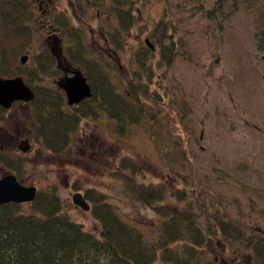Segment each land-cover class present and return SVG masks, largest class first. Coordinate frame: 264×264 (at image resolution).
<instances>
[{"label":"rangeland","instance_id":"1","mask_svg":"<svg viewBox=\"0 0 264 264\" xmlns=\"http://www.w3.org/2000/svg\"><path fill=\"white\" fill-rule=\"evenodd\" d=\"M168 2L136 3L135 25L117 32V19L110 16L113 10L109 1L65 0L64 5L70 28L84 31L88 54L108 65L110 78L122 88L133 52L145 45V38L153 41L148 34L154 29L157 31L153 34L160 38L172 34L168 27L165 33L159 30L165 21L174 18L170 8L174 0ZM253 16L244 10L234 14L226 33L230 41H225L222 49L208 44L192 23L185 24L188 32L178 39L183 44L180 55L170 68L156 69L164 88L171 84L176 87L170 94L171 110L162 106L159 117L156 107L147 102L150 114L140 124L123 131L105 113L97 119H84L63 153L53 154L41 147L43 156L36 157L39 144L30 126L31 109L26 103H17L0 111L4 117L0 121V150L23 160L32 179L23 180L25 185L47 191L56 188L69 218L88 231L98 233L100 224L90 210L72 202V194L79 191L83 195V188L92 187L110 200L116 214L129 226L141 232L148 242H155L160 235L159 218L125 191L114 172L119 171V159L129 157L137 164L139 177L145 174L146 182H164L174 187L176 172L187 173V158L193 164L196 179L202 185L206 183L207 194L218 200L239 225L264 235V133L260 131L264 130V53L253 44ZM30 28L33 40L25 54L27 61L40 49L53 50L60 73L45 80L46 85L64 93L59 85L63 69L82 70L67 54V46L74 45V40L66 37L65 30L50 32L39 20L31 19ZM211 52L220 58L216 67L208 69ZM154 53V61L160 59L158 51ZM156 87L153 82L152 88ZM151 113H156L157 119ZM9 172L0 166V177ZM226 172L231 177L224 175ZM75 181L81 189L72 188ZM175 182L179 184V180ZM175 244L174 247L181 245ZM202 248V262L255 264L246 249L239 244L228 246L218 236H210ZM153 264L166 263L157 259Z\"/></svg>","mask_w":264,"mask_h":264},{"label":"trees","instance_id":"2","mask_svg":"<svg viewBox=\"0 0 264 264\" xmlns=\"http://www.w3.org/2000/svg\"><path fill=\"white\" fill-rule=\"evenodd\" d=\"M29 1L0 0V77L22 76L34 91V99L26 104L31 109L30 126L39 144L36 157L43 156L41 147L53 154L63 153L84 119H97L105 113L115 119L117 129L123 131L140 124L150 114L147 102L156 107L157 117L163 112L162 106L171 110L170 94L176 87L170 83L165 89L156 69L170 68L180 55L183 44L178 39L188 32L187 23H192L208 44L222 49L224 42L230 41L226 33L234 14L239 10L248 11L254 15L253 44L264 53V0H174L170 4L174 23L173 19L164 20L161 27L162 18L158 24L160 31L165 33L169 28L172 34L160 38L153 34L157 29L148 34L153 48L145 44L133 52L122 88L110 78L108 65L104 66L101 60L88 54L84 31L68 34L74 45L67 47V54L70 61L82 68L80 71L91 88L89 98L69 106L65 93L46 85L45 80L60 73L48 50L40 49L31 56L30 62H20L33 40L31 18L26 14ZM107 1L113 10L110 16L117 19L116 32L133 28L138 12L136 3L142 0ZM83 20L85 22V18ZM62 27L71 29L68 18ZM154 50L160 54V59L155 61ZM210 58L208 69L217 66L220 55L211 52ZM112 68L114 70V66ZM153 82L157 89L152 88ZM180 101L183 105L186 103L182 95ZM0 111L6 109L0 106ZM0 121H4L1 114ZM260 129L264 133L263 128ZM196 141L200 142V138ZM185 160L187 173L176 172L174 187L164 182H146L145 174L139 177L137 164L129 157L120 158L119 171L114 172L125 191L159 218L160 235L155 242H148L141 232L121 219L110 200L95 188L86 187L82 192L90 204L91 216L100 224L98 233L85 230L82 224L69 218L56 188L37 189L29 203L0 204V264H153L157 259L166 264H213L201 261L202 247L210 236H218L228 246L239 244L250 253L255 264H264V235L239 225L218 200L207 194L206 183L204 186L196 179L192 162ZM0 166L14 173L21 183L23 180L32 182L19 156L0 150ZM224 175L231 177L227 172ZM72 188L81 189L76 181ZM175 243L181 245L178 247Z\"/></svg>","mask_w":264,"mask_h":264},{"label":"water","instance_id":"3","mask_svg":"<svg viewBox=\"0 0 264 264\" xmlns=\"http://www.w3.org/2000/svg\"><path fill=\"white\" fill-rule=\"evenodd\" d=\"M144 41L147 46L153 48L148 38H145ZM27 58V55H22L20 62L24 64ZM60 86L65 93L66 102L69 106L78 104L83 99L91 96V88L86 77L77 69L72 70L70 75L65 74L60 81ZM34 96V91L26 84L22 76L0 77L1 107L8 109L17 101L27 103L32 101ZM21 150L25 151L26 149L21 148ZM36 191L35 185H24L12 172L5 173L0 177V204L9 202L29 203L34 199ZM72 202L85 211L90 210L89 203L79 191L72 194Z\"/></svg>","mask_w":264,"mask_h":264},{"label":"flooded vegetation","instance_id":"4","mask_svg":"<svg viewBox=\"0 0 264 264\" xmlns=\"http://www.w3.org/2000/svg\"><path fill=\"white\" fill-rule=\"evenodd\" d=\"M64 2H65V0H32V3L29 2L30 4L26 8V14H29L31 19L41 21L42 27L48 26L50 32L55 33L59 29L67 31L66 37H68V34L70 32L76 31V33H77V30H75V31H73L72 29L67 30V28L62 27L63 21L67 19V15H66L67 7H65ZM57 27H58V29H57ZM48 51L51 53V55L54 56L53 50L51 51L48 49ZM98 60L100 61V58H98ZM102 64H103V62H102ZM71 71L72 70H70L68 67L64 68L63 69V76L65 74L70 75ZM59 85H60V82H59ZM60 89H62L61 86H60ZM17 102H19V101H17ZM17 102H14L11 105V107ZM19 103H24V102H19Z\"/></svg>","mask_w":264,"mask_h":264},{"label":"bare ground","instance_id":"5","mask_svg":"<svg viewBox=\"0 0 264 264\" xmlns=\"http://www.w3.org/2000/svg\"><path fill=\"white\" fill-rule=\"evenodd\" d=\"M20 102V101H19ZM24 103H26V102H24Z\"/></svg>","mask_w":264,"mask_h":264}]
</instances>
